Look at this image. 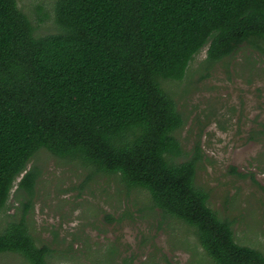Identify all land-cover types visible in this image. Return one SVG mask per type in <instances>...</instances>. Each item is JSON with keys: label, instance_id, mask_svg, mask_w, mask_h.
Instances as JSON below:
<instances>
[{"label": "trees", "instance_id": "trees-1", "mask_svg": "<svg viewBox=\"0 0 264 264\" xmlns=\"http://www.w3.org/2000/svg\"><path fill=\"white\" fill-rule=\"evenodd\" d=\"M55 11L64 32L36 37L17 0H0V212L21 177L27 196L0 230V255L49 264L54 254L27 220L39 176L27 167L44 149L146 191L215 264H264L197 186L200 148L179 160L185 121L165 87L206 47L207 67L244 45L264 57V0H58Z\"/></svg>", "mask_w": 264, "mask_h": 264}, {"label": "rangeland", "instance_id": "rangeland-1", "mask_svg": "<svg viewBox=\"0 0 264 264\" xmlns=\"http://www.w3.org/2000/svg\"><path fill=\"white\" fill-rule=\"evenodd\" d=\"M57 1L17 0L36 37L64 32ZM206 59L207 47L182 81L165 83L185 121L176 133L179 160L200 148L196 184L208 192L209 206L231 224L238 244L264 254V57L244 45L211 67ZM30 170L39 176L28 225L40 247L54 250L49 264H215L194 230L166 217L146 191L128 189L116 176H91L80 161L44 149ZM21 178L0 212V230L21 218ZM25 263L18 254L0 255V264Z\"/></svg>", "mask_w": 264, "mask_h": 264}]
</instances>
